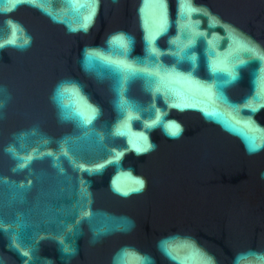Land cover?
<instances>
[{"label": "water", "instance_id": "obj_1", "mask_svg": "<svg viewBox=\"0 0 264 264\" xmlns=\"http://www.w3.org/2000/svg\"><path fill=\"white\" fill-rule=\"evenodd\" d=\"M184 2L0 0V264H264V0Z\"/></svg>", "mask_w": 264, "mask_h": 264}, {"label": "snow or ice", "instance_id": "obj_2", "mask_svg": "<svg viewBox=\"0 0 264 264\" xmlns=\"http://www.w3.org/2000/svg\"><path fill=\"white\" fill-rule=\"evenodd\" d=\"M19 2H29L32 4L36 3V0H19ZM90 6H91V12L84 18V23L81 25V28L83 29H87V27L89 26V24L91 23V20L93 18V16L95 15V9H96V3L97 0H89ZM157 6L161 9V13L163 10V0H157ZM182 7L186 8V10L188 12H195L197 11V9L191 8L190 7V0H185L184 4H182ZM163 15L161 14V23L157 26L156 31L157 33H159L160 31H163ZM75 30V29H73ZM238 42L240 44L241 47L245 48V50L251 52L253 51V49L251 48V46L249 45V43L246 40L237 38ZM113 43L115 45H117L122 53L123 51L126 50L127 46H128V40L126 37L124 36H117L115 37ZM149 43H151V40H149ZM92 59H94V55L90 54L89 55V60L91 61ZM111 63V62H110ZM142 63V62H141ZM118 72H119V78H118V83H117V92L120 95V105L121 107H125L127 105V101L124 100V89H125V83L127 82V80H129L131 77L133 76H137V75H141L144 76L146 75L147 78H149L152 81H155L158 79V73L156 72H150V73H145L143 69L140 68H132L129 65H122L118 67ZM234 78V76H232V74H229V79L226 80L225 82H230V80ZM60 95H62V93H60ZM92 113L93 115H95V109H92ZM78 116H82L81 113H77ZM178 131V129L174 130L171 132L172 135H175L176 132ZM250 148L254 150V145H250ZM140 150V149H138ZM140 187H142V181H137L136 182ZM139 188H134L132 189V191H138ZM117 191H119V189H117ZM125 195H127V193H124ZM162 250L169 256V258L171 259H175V257L172 256L171 252L168 250L167 246H166V242L162 243L161 245ZM25 256H27V253H24ZM142 261V264H151L150 260L147 257H142L140 258Z\"/></svg>", "mask_w": 264, "mask_h": 264}]
</instances>
